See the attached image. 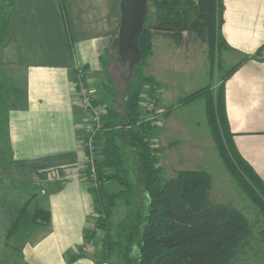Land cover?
<instances>
[{
    "label": "crops",
    "instance_id": "1",
    "mask_svg": "<svg viewBox=\"0 0 264 264\" xmlns=\"http://www.w3.org/2000/svg\"><path fill=\"white\" fill-rule=\"evenodd\" d=\"M119 4L12 0L9 34L0 46L9 159L8 168L0 171V264H96L95 240L85 238L98 214L84 172L88 117L77 101L75 72L84 76L92 94L96 81L104 82L102 61L112 54ZM223 4L226 52L237 62L247 57L223 83L227 120L237 151L264 182V0ZM166 118L156 129L159 140L182 124L171 121L169 129ZM55 169H69L73 177L55 178ZM29 201L49 210L50 221L15 252L6 246L7 234Z\"/></svg>",
    "mask_w": 264,
    "mask_h": 264
},
{
    "label": "trees",
    "instance_id": "2",
    "mask_svg": "<svg viewBox=\"0 0 264 264\" xmlns=\"http://www.w3.org/2000/svg\"><path fill=\"white\" fill-rule=\"evenodd\" d=\"M11 5L12 0H0V46L9 34ZM223 12V0H147L143 30L137 39L140 61L135 68L151 56L153 39L160 35L177 46L187 39L205 44L213 69L216 54L230 48L221 33ZM246 58L227 69L219 61L217 66L225 71L215 94L208 84L180 98L178 105L205 97L215 148L233 180L264 218V182L237 151L225 110L223 83ZM135 68L131 72L129 65V78ZM75 75L84 84V76ZM140 94L139 89L128 94L122 117L115 108L94 101L102 110L101 129L93 136L94 179L88 161L84 172L98 214L85 238L87 242L96 240L97 231L103 235L102 248L94 255L96 264H111L114 253L123 264H232L254 237L249 220L233 206L208 200L211 178L205 171L179 170L171 178H163L157 153L149 143L154 128L151 120L142 117ZM7 101L8 91L0 79L1 129ZM118 207L123 208L124 216L113 228L110 219ZM49 221V210L27 202L10 227L6 246L20 251Z\"/></svg>",
    "mask_w": 264,
    "mask_h": 264
},
{
    "label": "rangeland",
    "instance_id": "3",
    "mask_svg": "<svg viewBox=\"0 0 264 264\" xmlns=\"http://www.w3.org/2000/svg\"><path fill=\"white\" fill-rule=\"evenodd\" d=\"M152 44L151 56L144 64L135 68L130 78L127 72L118 68L117 53L111 49L110 59L102 61L105 80L102 84L96 81L98 89H93L94 100L97 98L101 107L106 104L115 108L122 117L125 99L131 91L139 89L140 101L143 102L152 85L160 89L156 107L149 111L143 104L141 112L144 119L154 117L151 120L154 130L149 143L154 146L152 148L157 153V163L162 169L163 178L166 180L179 170L205 171L211 178L208 200L213 204L224 203L233 206L246 216L252 226L254 237L244 249L245 252L239 254L232 264H264V218L258 213L248 194L233 180L215 148L206 119L205 97L200 96L187 105H178L176 101L177 98H182L208 84H211L212 94H215L219 78L225 71L219 69L217 64L220 61L222 67L227 69L237 61L228 56L226 51H222L216 54L212 69L207 46L198 41L187 39L184 44L177 46L170 39L159 35L154 37ZM0 79L6 83L1 72ZM164 118L169 129H173L171 121L175 120L176 123L182 124L174 131L169 130L171 133L170 136L168 134L169 138L159 140L156 129L162 125ZM3 126L0 128V171L9 166ZM167 146H171L169 151L164 149ZM123 215V208H116L110 219L113 228ZM102 237L100 234L92 244L97 251L102 248ZM110 263L123 264L115 253Z\"/></svg>",
    "mask_w": 264,
    "mask_h": 264
},
{
    "label": "water",
    "instance_id": "4",
    "mask_svg": "<svg viewBox=\"0 0 264 264\" xmlns=\"http://www.w3.org/2000/svg\"><path fill=\"white\" fill-rule=\"evenodd\" d=\"M119 28L110 47L117 53V60L122 61L130 54L131 72L140 61L137 39L143 30L147 11V0H120ZM131 75V74H130Z\"/></svg>",
    "mask_w": 264,
    "mask_h": 264
},
{
    "label": "built area",
    "instance_id": "5",
    "mask_svg": "<svg viewBox=\"0 0 264 264\" xmlns=\"http://www.w3.org/2000/svg\"><path fill=\"white\" fill-rule=\"evenodd\" d=\"M159 94H160V89H158L155 85H152L150 89V93L147 94L146 98L143 100V102H141V105L144 104L146 110L149 111L153 110L156 107V102L158 100L157 97L159 96ZM77 97H78L77 101L79 102L80 106H82L88 117L86 123V136L84 143V148L86 149L88 156L85 157V161H88L91 164L90 175L94 179L95 168L92 164L94 159L93 136L97 131L101 129L102 110L98 105L94 104L95 100L93 94L81 82H78ZM153 118L154 117H150L148 119L153 120ZM51 175L58 179H68L73 177V172L69 169H65V170L55 169ZM103 264H108V263L104 262Z\"/></svg>",
    "mask_w": 264,
    "mask_h": 264
},
{
    "label": "flooded vegetation",
    "instance_id": "6",
    "mask_svg": "<svg viewBox=\"0 0 264 264\" xmlns=\"http://www.w3.org/2000/svg\"><path fill=\"white\" fill-rule=\"evenodd\" d=\"M130 60H131V56L129 54L121 62L118 61V68L121 69L122 71H125V73L127 72L128 74Z\"/></svg>",
    "mask_w": 264,
    "mask_h": 264
}]
</instances>
